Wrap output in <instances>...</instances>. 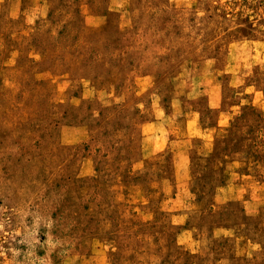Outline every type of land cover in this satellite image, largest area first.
<instances>
[{
	"label": "rangeland",
	"instance_id": "rangeland-1",
	"mask_svg": "<svg viewBox=\"0 0 264 264\" xmlns=\"http://www.w3.org/2000/svg\"><path fill=\"white\" fill-rule=\"evenodd\" d=\"M0 264H264V0H0Z\"/></svg>",
	"mask_w": 264,
	"mask_h": 264
}]
</instances>
